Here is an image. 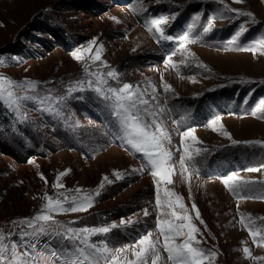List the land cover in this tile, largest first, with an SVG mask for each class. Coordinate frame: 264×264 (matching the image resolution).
<instances>
[{"label": "rangeland", "instance_id": "1", "mask_svg": "<svg viewBox=\"0 0 264 264\" xmlns=\"http://www.w3.org/2000/svg\"><path fill=\"white\" fill-rule=\"evenodd\" d=\"M224 4L253 13L255 23L224 11L217 0H143L142 4L139 0H0V54L4 56L0 76L40 82L36 89L40 97H66L43 104L25 100L19 109L0 101V140L7 142L8 153L0 151V226L11 229L10 221L36 215L46 203L45 194L57 198L60 192L70 201L80 189L81 195L93 194V206L54 214L60 224L74 228L117 225L106 236L92 240L107 241L113 251L128 248L129 257L130 246L149 231L153 239L163 242L155 229L156 185L146 159L121 138L110 102L89 87V81L95 85L90 73L115 70L118 79L104 76L108 86L128 83L144 94L154 110L158 111V102L166 108L160 119L172 136L173 152L180 146V132L188 127L207 149L197 157L198 174L185 181L177 167L174 184L168 186L184 199L200 228V247L217 253L205 264H257L246 257L245 247L252 256L264 258V244L254 243L241 223L243 214L257 226L264 225V184H253L246 193L236 195L220 179L236 171L244 179L264 181V170H244L264 163V149L233 145L209 125L219 117L233 139L264 141V118L253 114L264 99V83H260L264 54L244 50L264 36V0H224ZM160 16L169 18L165 34L173 40L158 39L151 28V20ZM210 18H214L213 30L204 33ZM57 27L63 35L54 37L47 29ZM242 28L247 31L237 44L231 43ZM185 33L190 42L182 55L178 38ZM94 39L97 43L91 52L85 51ZM99 45H103L102 62H93L91 56ZM76 51L83 53L82 61L74 59ZM198 64L206 65L208 71ZM162 77L173 91H163ZM77 81L83 83L77 85ZM153 87L158 101L152 98ZM115 171L123 179L117 180ZM62 172L66 174L60 176ZM105 176L111 184L103 180ZM57 183L63 187H54ZM101 183L104 188L95 196ZM193 203L203 224L195 220ZM69 206L66 202L65 207ZM45 243L59 242L42 237L40 247ZM161 254V264H170L167 253L161 250Z\"/></svg>", "mask_w": 264, "mask_h": 264}, {"label": "snow or ice", "instance_id": "2", "mask_svg": "<svg viewBox=\"0 0 264 264\" xmlns=\"http://www.w3.org/2000/svg\"><path fill=\"white\" fill-rule=\"evenodd\" d=\"M139 2L142 4L143 0H139ZM217 2L223 5L224 11L235 13L237 16L249 17L251 22L255 23L253 13L240 12L230 8L224 4V0H217ZM242 2L243 0H234V3ZM168 19L167 16H160L151 20V28L159 34L158 39L173 40L171 35L165 34L164 26L167 24ZM212 19L214 18H210L207 25L203 27L204 33L213 30ZM244 31H247V29L242 28L239 30L234 35L231 43L237 44L240 35ZM178 40L179 50L183 55L186 52V43L190 42L188 33L181 35ZM96 43L95 39L91 41L85 51L91 52ZM102 50L103 45L96 47L95 54L91 56L93 62L101 61ZM244 50L252 51L253 54H256L257 51L264 54V36L255 38L251 42V47ZM173 55H175V52H173ZM73 57L77 61H82L83 53L76 51L73 53ZM171 60L172 56L170 55L165 60V64H169ZM3 62L4 56L0 54V64ZM181 63L184 62L181 61ZM196 66L208 71L206 65L198 64ZM172 67L177 68L178 66L172 64ZM84 71L88 73V68L85 67ZM90 75L95 77V85L89 81V87L102 99L110 102L121 138L131 149L143 154L147 166L155 178V202L158 210L155 229L158 231L159 236L163 238V242L161 243L159 239H153V232L149 231L130 246L131 256L129 257L126 254L129 251L128 248L113 251L109 248L107 241H101L98 244L92 240L93 236H106L117 225L74 228L60 224L54 219V214L87 211L93 206V194L85 193L81 195L82 190L77 189L76 193L70 197V201L69 197L60 192L57 193V198L45 194L43 200L46 203L43 204L36 215L31 218L10 221L9 223L13 226L11 229L0 226V264H161V250L167 253V261L170 264H205V261L210 262L216 257L217 253L200 247V241L197 239L200 228L193 222V217L189 214L184 199L168 187L174 184L177 167L182 180L189 181L193 174H198L197 157L201 156L207 149L200 146L202 142L194 135V129L188 127L185 131L180 132V146L173 152L170 147L172 136L165 127L163 120L160 119V116L166 111L165 107H161L158 102L155 106L158 111L154 110L150 106L149 100L143 98L144 94L128 83H124L120 87L108 86V81L104 79V76L118 79V73L115 70H109L107 73H90ZM161 80L165 93L173 91L171 85L163 82V77ZM247 82L252 83V81ZM39 83L31 80L17 82L6 76H0V101L19 109L22 101L25 100H39L43 104L46 100L62 102L66 98L50 95L40 97L36 91ZM76 83L79 85L83 82L77 81ZM260 83H264V81H260ZM72 90L69 89V92ZM79 90H83V88ZM152 98L158 101L155 87L152 89ZM257 113L261 114V118H264V99L258 102L253 114ZM57 114L59 115L58 112ZM209 125L212 131L220 132L222 136L231 140L233 145L244 144L248 147L264 149V141H237L233 139L231 134L223 129L219 117L211 120ZM176 153H179L178 160L175 158ZM244 170L250 173L261 172L264 170V163ZM65 174L62 172L60 176ZM113 175L117 180L123 179V174L119 171H115ZM220 179L229 191L236 195H240L241 191L246 193L253 184H264V181L244 179L236 171L226 174ZM57 180H59V176ZM103 180L108 184L112 183V180L107 176ZM162 184L164 185L163 188H161ZM54 187L60 189L63 185L57 183ZM103 188L104 183H101L95 190V196H99L100 190ZM66 202H70L69 207H65ZM191 207L195 210V220L203 224L204 222L196 205L193 203ZM144 214L145 216L149 215L147 211ZM261 219L264 220V218ZM246 220L247 222H245ZM241 223L249 231L254 243L264 244V225L257 226L254 219L251 217L245 218L243 214H241ZM16 236H19V241L13 239ZM42 237L48 241L59 243L55 245L45 243V246L41 248ZM243 252L247 258L252 259L257 264H264V258L252 256L249 248L245 247Z\"/></svg>", "mask_w": 264, "mask_h": 264}, {"label": "trees", "instance_id": "3", "mask_svg": "<svg viewBox=\"0 0 264 264\" xmlns=\"http://www.w3.org/2000/svg\"><path fill=\"white\" fill-rule=\"evenodd\" d=\"M84 7V5L82 6ZM49 33H51L54 37H57V36H62L63 35V30L62 28L60 27H57V28H52V29H47ZM6 146H7V142H3L2 140H0V151L4 154H8L7 153V149H6ZM27 150V149H26ZM27 152H30L27 151Z\"/></svg>", "mask_w": 264, "mask_h": 264}]
</instances>
